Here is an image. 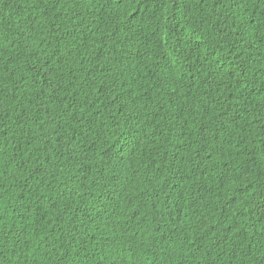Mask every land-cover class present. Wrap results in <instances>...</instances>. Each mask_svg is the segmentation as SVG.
Wrapping results in <instances>:
<instances>
[{
    "label": "trees",
    "instance_id": "1",
    "mask_svg": "<svg viewBox=\"0 0 264 264\" xmlns=\"http://www.w3.org/2000/svg\"><path fill=\"white\" fill-rule=\"evenodd\" d=\"M0 264H264V0H0Z\"/></svg>",
    "mask_w": 264,
    "mask_h": 264
}]
</instances>
